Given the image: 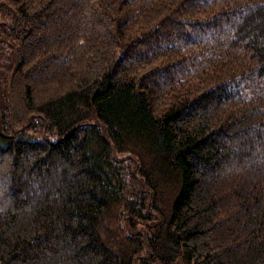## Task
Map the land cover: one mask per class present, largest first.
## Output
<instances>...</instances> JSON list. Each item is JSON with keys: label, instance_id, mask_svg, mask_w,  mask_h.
I'll return each mask as SVG.
<instances>
[{"label": "trees", "instance_id": "1", "mask_svg": "<svg viewBox=\"0 0 264 264\" xmlns=\"http://www.w3.org/2000/svg\"><path fill=\"white\" fill-rule=\"evenodd\" d=\"M0 264H264V0H0Z\"/></svg>", "mask_w": 264, "mask_h": 264}, {"label": "rangeland", "instance_id": "2", "mask_svg": "<svg viewBox=\"0 0 264 264\" xmlns=\"http://www.w3.org/2000/svg\"><path fill=\"white\" fill-rule=\"evenodd\" d=\"M177 251L174 249H171L170 251H166L165 255L163 256L165 261H173L174 257L176 256Z\"/></svg>", "mask_w": 264, "mask_h": 264}]
</instances>
